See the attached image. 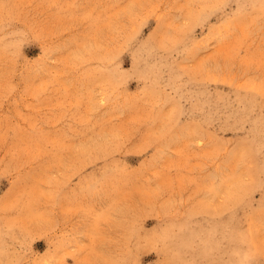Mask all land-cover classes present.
I'll list each match as a JSON object with an SVG mask.
<instances>
[{
	"label": "rangeland",
	"instance_id": "obj_1",
	"mask_svg": "<svg viewBox=\"0 0 264 264\" xmlns=\"http://www.w3.org/2000/svg\"><path fill=\"white\" fill-rule=\"evenodd\" d=\"M0 264H264V0H0Z\"/></svg>",
	"mask_w": 264,
	"mask_h": 264
}]
</instances>
